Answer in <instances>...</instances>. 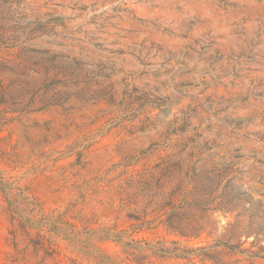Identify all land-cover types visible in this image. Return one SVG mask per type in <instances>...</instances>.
<instances>
[{"label": "rangeland", "instance_id": "374dc122", "mask_svg": "<svg viewBox=\"0 0 264 264\" xmlns=\"http://www.w3.org/2000/svg\"><path fill=\"white\" fill-rule=\"evenodd\" d=\"M220 263L264 264V0H0V264Z\"/></svg>", "mask_w": 264, "mask_h": 264}, {"label": "trees", "instance_id": "16d2710c", "mask_svg": "<svg viewBox=\"0 0 264 264\" xmlns=\"http://www.w3.org/2000/svg\"><path fill=\"white\" fill-rule=\"evenodd\" d=\"M7 198V197H6ZM7 200V199H6ZM221 264V263H220Z\"/></svg>", "mask_w": 264, "mask_h": 264}]
</instances>
